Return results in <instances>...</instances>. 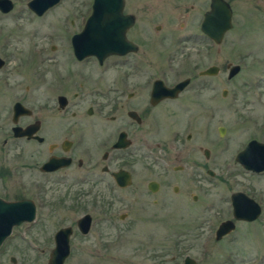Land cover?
<instances>
[{
    "label": "flooded vegetation",
    "instance_id": "af4514ba",
    "mask_svg": "<svg viewBox=\"0 0 264 264\" xmlns=\"http://www.w3.org/2000/svg\"><path fill=\"white\" fill-rule=\"evenodd\" d=\"M11 1L10 9L0 7V198H30L37 212L38 197L52 184L72 183L82 188L104 181L113 190L142 187L154 196V204H163L170 196L174 203L180 198L199 202L202 190L207 189L199 181L215 173L210 165L213 149L197 143L196 122H160V118L170 103L195 86L197 76L214 75L200 73L215 65L202 64L212 57L216 43L201 29L212 0L100 1L98 26L110 22L113 42L111 53L100 57H78L72 47V37L83 30L92 13L93 0L72 7L66 17L72 58L63 69L55 62L40 67L39 52L34 51L37 43L31 40L23 52L9 46L1 25L11 14L22 29L25 22L18 23V17L27 15L30 22L37 21L61 0L42 13L33 10L29 0ZM226 1L233 17L232 0ZM194 50L198 57L193 59ZM182 80L187 82L174 96L162 95L164 87H174ZM197 82L199 88L210 86L208 79ZM153 89L158 91L154 95ZM165 123L172 127L169 134H158ZM120 171L126 175L125 185L119 183ZM236 191L243 190L228 194L227 215L216 226L203 224L217 219L220 206H206L214 214L196 216L201 235L208 226L214 241H222L241 222L258 218L234 217L231 196ZM125 215L121 212L119 218ZM226 219L234 227L217 238L216 230Z\"/></svg>",
    "mask_w": 264,
    "mask_h": 264
},
{
    "label": "rangeland",
    "instance_id": "374dc122",
    "mask_svg": "<svg viewBox=\"0 0 264 264\" xmlns=\"http://www.w3.org/2000/svg\"><path fill=\"white\" fill-rule=\"evenodd\" d=\"M87 1L61 0L37 21L30 22L27 15L18 17V23L25 22L22 29L10 14L1 22L8 45L23 52L31 40L37 43L34 51L39 52L40 67L55 62L63 69L72 58L66 17L70 8ZM231 2L233 25L222 41L214 44L212 57L202 63L218 65V72L197 76L195 86L170 103L160 118V122H196L197 143L213 149L210 165L215 173L199 181L207 188L199 202L180 198L174 203L170 196L165 203L154 204V196L142 187L113 190L104 181L82 188L72 183L52 184L38 197L35 219L12 228L0 248V264H47L53 234L64 225L73 227L71 252L64 264H176L186 252L197 264H264V171L250 172L235 159L249 139L264 141V0ZM47 56L53 58L48 60ZM192 57H198L195 50ZM227 62L241 65L231 78L227 77ZM207 79L210 86L199 88L197 81ZM224 88L227 91L222 94ZM220 125L225 126L223 134L218 133ZM170 128L165 123L158 134H169ZM151 134L156 135L154 131ZM236 189L258 200L262 206L258 218L241 222L222 241H214L208 226L201 235L196 216L214 214L206 206L218 205L221 212L217 219L203 224L216 226L218 219L227 215L228 194ZM86 211L92 214L93 223L90 231L82 234L76 220ZM121 212H126L123 219L119 218Z\"/></svg>",
    "mask_w": 264,
    "mask_h": 264
},
{
    "label": "water",
    "instance_id": "95a60500",
    "mask_svg": "<svg viewBox=\"0 0 264 264\" xmlns=\"http://www.w3.org/2000/svg\"><path fill=\"white\" fill-rule=\"evenodd\" d=\"M59 0H29L28 5L38 13H42L49 6L57 3ZM100 1L93 0L92 13L86 21L81 32L72 37V47L74 53L78 57L87 54L105 55L111 53L113 50L112 42V26L110 22L98 26L97 15ZM0 7L8 10L12 7L11 0H0ZM232 8L226 0H212L211 8L205 11L202 21L201 29L216 43H220L225 32L232 27ZM227 77L231 78L236 75L241 66L239 63H228ZM219 70L218 65H211L200 71L201 74H216ZM187 80H182L174 87H164L162 95L174 96L180 89H182ZM226 89L222 90V94L226 93ZM158 91L153 89L152 95ZM220 132H224V127L220 126ZM238 161L244 168L253 171L264 170V141L256 138H251L240 149L236 156ZM118 176L119 183L127 184L126 175L120 171ZM233 214L235 218L254 219L261 213V205L252 197L248 196L243 191H236L232 194ZM36 214V206L34 201L30 198H23L20 200L8 201L0 198V246L6 237L12 231L15 225L23 221H31ZM92 216L90 213L82 214L76 220V226L81 233H87L91 226ZM234 227L232 220L226 219L222 221L217 230L216 237H220L225 232L230 231ZM73 232L71 225L59 227L54 233V246L51 248L47 260V264H64L65 259L70 254L71 245L70 237ZM177 264H197L194 257L185 255L182 262Z\"/></svg>",
    "mask_w": 264,
    "mask_h": 264
}]
</instances>
